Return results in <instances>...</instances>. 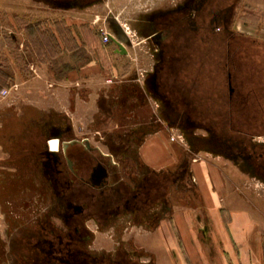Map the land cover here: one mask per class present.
<instances>
[{
  "label": "rangeland",
  "instance_id": "rangeland-1",
  "mask_svg": "<svg viewBox=\"0 0 264 264\" xmlns=\"http://www.w3.org/2000/svg\"><path fill=\"white\" fill-rule=\"evenodd\" d=\"M91 1L86 10H76L77 16L86 20L84 26L76 27L82 37L76 41L61 19L67 11L51 12L43 0H0V43L13 66V79L4 87L8 93L0 95V264L63 263L55 255L56 248L66 242L67 226L54 212L55 199L45 173L33 165L34 142H39V151L47 150L53 125L69 127L74 138H88L103 152L111 149L122 176L131 185H136L143 173L164 174L168 180L165 201L157 199L148 210L152 216L147 211L146 218L135 219L126 213L104 226L93 220L85 222L91 234L85 247L97 258L103 260L102 255L118 250L137 264H164L163 260L179 264L178 258L170 255L181 246L171 222V207L178 213L191 208L190 222L197 236L204 238L196 229L204 225L209 229L213 224L205 216L190 170L191 165L210 163L219 170L229 204L247 208L257 220L264 264V129L247 137L244 145L238 134L230 139L232 136L213 120L185 112L170 99L162 89L164 72L172 71L171 66L183 54L181 47L194 41L172 35L173 30H179L177 26L158 29L150 15L156 12L152 2H129L121 9V2L118 8L116 3L107 6L104 1ZM192 12L189 9V29ZM27 21H40L43 31H54L58 45L47 47L45 39L43 51L37 54L24 31L22 23ZM207 27L210 38L206 35L200 43L196 41L201 53L197 57L191 53L184 65L187 74L201 77L204 96L223 87L219 82L225 78V68L231 66L226 64L229 42L232 47L242 46L235 54L236 61L242 56L247 64L249 59L262 64L259 67L264 75V0H234L229 9L216 11ZM103 33L111 38L103 40ZM113 38L127 46V56L113 53ZM87 62L93 63L94 72L85 77L68 76V70H77ZM245 68L240 66L238 71L242 74ZM236 77L239 80L241 75ZM85 78L89 80L86 84ZM263 83L253 84L263 90ZM124 85L147 97L146 106L124 98L119 90ZM256 89L262 100V91ZM155 90L170 105L162 96L152 98ZM249 107L252 113L256 110L254 103ZM259 123L252 119L250 128L260 129ZM132 129L138 131L130 136ZM37 132L39 137L34 138L32 133ZM246 155L256 158L257 165L250 164ZM224 215L227 227L229 215Z\"/></svg>",
  "mask_w": 264,
  "mask_h": 264
},
{
  "label": "flooded vegetation",
  "instance_id": "flooded-vegetation-1",
  "mask_svg": "<svg viewBox=\"0 0 264 264\" xmlns=\"http://www.w3.org/2000/svg\"><path fill=\"white\" fill-rule=\"evenodd\" d=\"M233 1L184 0L181 12H179L180 16H174L175 14L172 10L165 13H153L151 18L159 26L158 29L161 30H164L165 26L168 27L169 25L173 29H175V26L179 27L177 21L181 19V28L179 27L177 33L172 29L175 31H172V35H183L182 39L187 41V38L190 37L194 41L190 46L185 43L184 48L181 47L183 52L181 58L185 65L191 53L195 57L201 53L202 47H198L196 41L200 43L205 39L208 31L207 25L209 21L211 22L214 13L221 9H229ZM189 9L191 11L194 10L192 12L194 16L193 18L191 17L193 25L190 29L188 27L189 15H191L189 14ZM209 38L210 36L207 35V39ZM230 43H228L229 56L227 63L230 62V51H232L230 50ZM239 48L241 50L242 46H239ZM209 53L211 54V52ZM250 60H248L249 63L251 62ZM248 64L243 66L246 67L244 73L241 74L240 70L238 71L241 75L239 80L230 71L236 72L234 70L235 67L228 66L227 69L225 68V78L219 82L223 87L221 90H216L209 97L204 96V86L201 82V77L199 75H195V77L189 75L183 84L186 87V91H183V95L180 98L173 100L178 103V106H182L185 112H193L197 116L213 120L221 128L222 132L230 137L232 136L230 139L237 138L236 135L238 134V138H241L240 142L244 144L249 139L247 137H251L252 134L250 131L235 127L237 122L233 112L234 79L236 78L238 84L241 85L240 88L243 92L240 91V94L244 93L245 99L243 101L246 104H249L247 95L251 88L255 90L258 88L259 91H262L259 96H264V89L262 90V87L257 86L259 83L264 82V75L262 76L260 72L262 67H259L262 64L256 66ZM184 65V69H187L188 67ZM259 75L261 76L259 77ZM255 81L258 83L257 85L253 84ZM130 90L132 94L138 92L136 88H131ZM165 93L170 97L169 93ZM225 95H227L226 98H224ZM246 116L248 115L246 114ZM251 121L252 119L248 118L247 120L245 117L244 125L250 127ZM49 130L48 135L51 137L48 140L55 138L57 140L56 147L54 149L49 148L47 140V150L39 151V142H34L36 155L33 165H36L37 169L39 168L43 171L42 173H45L46 181L51 187L55 199L56 208L54 212L62 218L67 226L66 242L60 245L62 248H58V250L56 248L58 254L55 256L58 261L63 262L62 264H137L130 256L119 255L118 250L117 252L115 250L111 255H102L103 260L88 251L85 246L87 240L91 239V234L84 227L85 222L93 220L96 225L104 226L113 220L119 219L126 213H129L135 219L146 218L147 211L152 208L157 199L158 201H165L163 196H165L166 182L168 180L164 178V174H159L155 177L148 173H143L139 182L136 185H131L122 176L119 169V161L115 160L111 149L108 152H103L100 147L92 145L88 138H82L81 140L74 138L70 128L67 126L60 128L53 125ZM134 131L138 130L132 129L130 136L135 135ZM38 135V132L35 135L32 133L34 138H38ZM123 137H127V135H123ZM251 156L246 155L245 157L250 164L257 165L258 160L256 158L253 159V156ZM150 213L148 211V214ZM59 241L61 242L60 239Z\"/></svg>",
  "mask_w": 264,
  "mask_h": 264
},
{
  "label": "crops",
  "instance_id": "crops-1",
  "mask_svg": "<svg viewBox=\"0 0 264 264\" xmlns=\"http://www.w3.org/2000/svg\"><path fill=\"white\" fill-rule=\"evenodd\" d=\"M43 1H45L44 4H46V8L51 12L52 10L67 11V15L62 16L61 19L66 26L72 29L74 39L76 41H80L81 34L76 33V27L84 26L86 24V20L78 17L76 10H86V8L90 7L92 1ZM102 1H104L107 6H109V4L116 3L118 8L119 2H121V9L123 8V5L129 2H131L132 5H135L136 3L141 5V2H152L154 7L151 8L155 9V14L170 12L173 10L175 14L174 16L181 15L179 12H181L180 10L184 2V0H99L100 3ZM11 5L12 4L10 3V9H12ZM104 17H107V15ZM177 23L180 27L182 23L181 19H179ZM123 46L126 51L125 53H121L117 45L114 43L113 53L118 56H127L129 54V50L125 44H123ZM179 59H181V56H179ZM9 64L10 67L13 68L12 64ZM94 69L93 63L87 62L81 65L77 70H68L67 74L68 76L78 74L80 77H85L91 74V72H94ZM189 75L191 76L192 74L190 73ZM84 81V84H86L89 80L85 78ZM119 90L123 93L122 96H124V98H134L138 102V105L146 106L147 97L140 96L138 93L133 94L132 97L129 85H126V87L125 85L121 86ZM155 93L153 92L150 94L152 98H161L162 95L160 92L156 91ZM164 97L165 96H162V98ZM175 98L176 97L174 96H170V99ZM164 99L167 104L170 105L167 98ZM158 151L159 150L157 149L155 152ZM143 152L146 156L147 154L149 157L151 156V154L148 153L150 151L144 150ZM190 171L195 185L197 186L201 206L205 212V216L210 219L213 225L209 227V229L205 225L197 228L196 231H201L202 234H204V238H199L192 226L193 224L190 222L191 208L187 207L186 209H183L185 211L178 213V211L176 212L177 209L172 211L171 207V222H173L177 231L179 238L178 241H180L181 245L176 248V250H171V257L173 256L176 259L178 258L180 262L179 264H263L262 247L260 243L257 220L247 208H240L229 204V199L228 197H225L224 194V184L217 167L215 165H211L210 163H197L196 165H191ZM224 213L229 215L227 227L223 224V216H225ZM177 250H179V252ZM163 262L164 264H167L164 260Z\"/></svg>",
  "mask_w": 264,
  "mask_h": 264
},
{
  "label": "trees",
  "instance_id": "trees-1",
  "mask_svg": "<svg viewBox=\"0 0 264 264\" xmlns=\"http://www.w3.org/2000/svg\"><path fill=\"white\" fill-rule=\"evenodd\" d=\"M22 24L24 25V31H25L26 35L28 36L29 41L33 44L34 49L37 52V54H40V51L43 48L42 41L45 39H48L47 41H43L46 43L44 45L47 47L49 46V47L53 48L54 45H56V46L58 45V41H57V39H56V37L52 31H50L49 29H47L46 31L45 30L43 31L40 28V25H41L40 21H37V22L27 21V22H23ZM43 35L46 37H44V38L41 37ZM10 38L12 39V37H10ZM14 42H15V39H14ZM2 49H3V46L0 43V89H2L4 87H9L10 83L13 79V74L11 72L10 64L7 60L6 55L2 51ZM239 49L240 48L237 44L234 45L233 47L231 46L232 55H230V62H228V63L226 62V64H228V65L230 64L231 66L235 67L234 70L236 72L230 70L232 75H235V76H236V74H238V67L247 66V61L241 59L242 56H240L241 58H238L237 61L235 59V54L236 55L238 54ZM48 52H49V50H48ZM15 57H17V55ZM183 63H184V61L182 58L178 59L176 61L175 65L173 67L171 66L172 71L168 69L167 72H164V76L162 79V81L164 83V84H162V86H163V89L165 90V92L169 93L170 96H174L176 98H180L183 95V91H186V87L183 86V84H184L185 80L188 79L187 77L189 74L186 73V71L183 67V65H184ZM218 65H220V64H218ZM248 65L256 66L257 64L254 62V63H249ZM191 76L195 77V75H193V74ZM234 84H235V87H234L235 91H234V95H233V100H234L233 112H234V116H235V119L237 122L235 127L237 129L250 131L251 134L258 132V131L259 132L262 131L264 129L263 128L264 127V102H263L264 98L261 100L258 97V94H256V92H255L256 90H254V88H251V90H250L251 92L249 91V93L247 95L248 100H249V104L248 103L246 104V102L243 101L245 99L244 93L240 94L241 85L238 84L237 81H235ZM263 89H264V87H263ZM241 92H243V91H241ZM226 96L227 95H225L224 98H226ZM253 103L255 105V108H256L255 111L256 112L253 111V113H252V111L250 109L252 107H249V106L252 105ZM247 105H249V106H247ZM246 106H247V108H246ZM246 114L248 116H246ZM249 116H252V117H249ZM255 116H257V117H255ZM239 117H242V118H239ZM245 117L247 120H248V118L249 119L255 118L259 122L261 121L262 124H260V123L258 124L259 126L261 125L260 126L261 128L258 129V127H257L253 130L249 126H245L244 125ZM260 117L263 118V120ZM237 120H239V121H237ZM251 123H252V121H251Z\"/></svg>",
  "mask_w": 264,
  "mask_h": 264
},
{
  "label": "water",
  "instance_id": "water-1",
  "mask_svg": "<svg viewBox=\"0 0 264 264\" xmlns=\"http://www.w3.org/2000/svg\"><path fill=\"white\" fill-rule=\"evenodd\" d=\"M113 41L117 45V47H118V49L120 50L121 53H125L126 52L121 41L116 40L114 38H113ZM56 143H57V140L55 138L49 139L48 140L49 148L54 149L56 147Z\"/></svg>",
  "mask_w": 264,
  "mask_h": 264
},
{
  "label": "built area",
  "instance_id": "built-area-1",
  "mask_svg": "<svg viewBox=\"0 0 264 264\" xmlns=\"http://www.w3.org/2000/svg\"><path fill=\"white\" fill-rule=\"evenodd\" d=\"M110 37V34L109 33H103V36H102V39L107 41ZM8 93V90L6 88H3L1 91H0V95L1 96H4Z\"/></svg>",
  "mask_w": 264,
  "mask_h": 264
},
{
  "label": "bare ground",
  "instance_id": "bare-ground-1",
  "mask_svg": "<svg viewBox=\"0 0 264 264\" xmlns=\"http://www.w3.org/2000/svg\"><path fill=\"white\" fill-rule=\"evenodd\" d=\"M52 145V144H51Z\"/></svg>",
  "mask_w": 264,
  "mask_h": 264
}]
</instances>
